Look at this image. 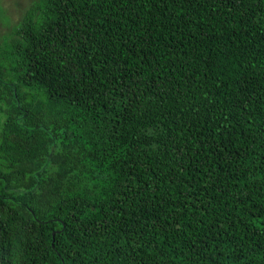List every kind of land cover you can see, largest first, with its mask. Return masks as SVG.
Masks as SVG:
<instances>
[{
  "label": "trees",
  "instance_id": "trees-1",
  "mask_svg": "<svg viewBox=\"0 0 264 264\" xmlns=\"http://www.w3.org/2000/svg\"><path fill=\"white\" fill-rule=\"evenodd\" d=\"M0 264H264V0L32 2L0 50Z\"/></svg>",
  "mask_w": 264,
  "mask_h": 264
},
{
  "label": "rangeland",
  "instance_id": "rangeland-1",
  "mask_svg": "<svg viewBox=\"0 0 264 264\" xmlns=\"http://www.w3.org/2000/svg\"><path fill=\"white\" fill-rule=\"evenodd\" d=\"M35 0H0V50L6 47L11 30Z\"/></svg>",
  "mask_w": 264,
  "mask_h": 264
},
{
  "label": "water",
  "instance_id": "water-1",
  "mask_svg": "<svg viewBox=\"0 0 264 264\" xmlns=\"http://www.w3.org/2000/svg\"><path fill=\"white\" fill-rule=\"evenodd\" d=\"M52 236H54V234Z\"/></svg>",
  "mask_w": 264,
  "mask_h": 264
}]
</instances>
